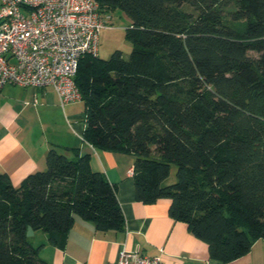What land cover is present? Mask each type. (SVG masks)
<instances>
[{
    "label": "trees",
    "instance_id": "1",
    "mask_svg": "<svg viewBox=\"0 0 264 264\" xmlns=\"http://www.w3.org/2000/svg\"><path fill=\"white\" fill-rule=\"evenodd\" d=\"M95 1L126 15L133 48L80 59L84 140L133 154L136 200L169 199V216L207 243L210 259L245 255L264 239V0ZM70 150L51 148L45 169L19 185L0 171V264H53L28 226L61 248L75 215L124 228L116 185Z\"/></svg>",
    "mask_w": 264,
    "mask_h": 264
},
{
    "label": "crops",
    "instance_id": "2",
    "mask_svg": "<svg viewBox=\"0 0 264 264\" xmlns=\"http://www.w3.org/2000/svg\"><path fill=\"white\" fill-rule=\"evenodd\" d=\"M75 102L62 106L50 86L32 87L7 83L0 89V171L13 185L46 167L51 148L61 152L77 149L90 156L94 170L115 184L125 225L121 230H99L94 223L75 215L63 248L48 241V234L33 230L32 241L41 234L39 256L53 264H110L122 247L148 255H160L165 264H218L209 258L208 245L191 233L187 223L168 214L170 200L146 204L135 198L134 155L94 148L84 140V117ZM84 115V106H83ZM36 235V236H35ZM32 244V243H31ZM226 264H264V239L256 240L245 255Z\"/></svg>",
    "mask_w": 264,
    "mask_h": 264
},
{
    "label": "built area",
    "instance_id": "3",
    "mask_svg": "<svg viewBox=\"0 0 264 264\" xmlns=\"http://www.w3.org/2000/svg\"><path fill=\"white\" fill-rule=\"evenodd\" d=\"M111 19L95 0H0V89L50 86L62 106L80 102L79 61L97 56L99 32ZM110 264L165 263L160 255L122 247Z\"/></svg>",
    "mask_w": 264,
    "mask_h": 264
},
{
    "label": "rangeland",
    "instance_id": "4",
    "mask_svg": "<svg viewBox=\"0 0 264 264\" xmlns=\"http://www.w3.org/2000/svg\"><path fill=\"white\" fill-rule=\"evenodd\" d=\"M231 9L232 7L222 9L223 14L225 15L228 21L231 20L230 17ZM111 22H112L111 27H103L99 32L97 55L100 58L106 59L109 58L114 51L119 50L122 53L123 57L128 58L133 48V43L127 37L126 34L127 31L126 28L129 26L130 23L129 19L120 9H115L112 12ZM236 26H240V25L238 24ZM75 106L77 107V109H80V113H82L81 114L82 117L83 116L82 103H76ZM175 172H176V167L173 165L171 168V174L167 179L168 183H171L175 180ZM39 236L41 237V234H37V237L33 238L34 242H31L33 246H37L38 244L37 242L40 240ZM29 239L30 241H32L31 240L32 237H30Z\"/></svg>",
    "mask_w": 264,
    "mask_h": 264
},
{
    "label": "water",
    "instance_id": "5",
    "mask_svg": "<svg viewBox=\"0 0 264 264\" xmlns=\"http://www.w3.org/2000/svg\"><path fill=\"white\" fill-rule=\"evenodd\" d=\"M33 233H34V231H33L32 227H31V226H28L27 233H26L27 236H28V237H29V236H32Z\"/></svg>",
    "mask_w": 264,
    "mask_h": 264
}]
</instances>
